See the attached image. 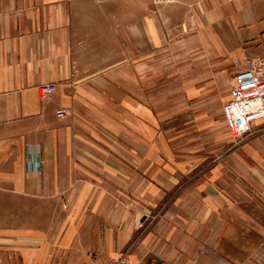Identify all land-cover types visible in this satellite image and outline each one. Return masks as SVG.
I'll return each mask as SVG.
<instances>
[{
    "label": "crops",
    "instance_id": "obj_1",
    "mask_svg": "<svg viewBox=\"0 0 264 264\" xmlns=\"http://www.w3.org/2000/svg\"><path fill=\"white\" fill-rule=\"evenodd\" d=\"M245 54L264 0H0V264H264V122L233 146L223 114Z\"/></svg>",
    "mask_w": 264,
    "mask_h": 264
},
{
    "label": "built area",
    "instance_id": "obj_2",
    "mask_svg": "<svg viewBox=\"0 0 264 264\" xmlns=\"http://www.w3.org/2000/svg\"><path fill=\"white\" fill-rule=\"evenodd\" d=\"M156 3L168 0H153ZM240 67L231 83L230 99L223 104L227 126L234 137L253 132L264 122V54L243 56L242 62L235 59ZM41 92L49 95L56 91L57 84L45 83L39 86ZM57 116L63 118L67 108H59ZM88 264H137L128 251L115 258L94 256Z\"/></svg>",
    "mask_w": 264,
    "mask_h": 264
},
{
    "label": "rangeland",
    "instance_id": "obj_3",
    "mask_svg": "<svg viewBox=\"0 0 264 264\" xmlns=\"http://www.w3.org/2000/svg\"><path fill=\"white\" fill-rule=\"evenodd\" d=\"M256 130V129H255ZM255 130L253 131V133L254 134H252V132L251 133H249V134H247V135H245V136H242V137H240V138H238V137H234L233 135H232V144H233V146H240L239 144H245L246 142H250V138L251 139H253L254 138V135H255ZM257 134V133H256ZM263 134H264V130H263ZM47 214H48V212H41V217H40V222L41 223H47ZM41 239H43V238H41ZM46 238L44 239V242H46ZM41 242H42V240H41ZM19 260V259H18ZM20 264H21V261H20Z\"/></svg>",
    "mask_w": 264,
    "mask_h": 264
}]
</instances>
